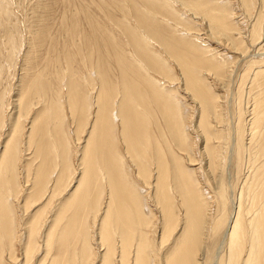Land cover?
Instances as JSON below:
<instances>
[{
  "label": "bare ground",
  "instance_id": "6f19581e",
  "mask_svg": "<svg viewBox=\"0 0 264 264\" xmlns=\"http://www.w3.org/2000/svg\"><path fill=\"white\" fill-rule=\"evenodd\" d=\"M240 1L245 13H251L250 0ZM142 2L131 1L128 14L118 24L139 63L126 57L124 46L117 44L111 30L99 31L90 21L94 51L85 53L90 60L84 62L89 67L88 85L79 74L66 72L63 103L49 78L40 81L39 90L37 84L31 86L23 79L19 82L15 108H29L32 95L43 99L30 119L26 138L25 148L32 150L36 164L33 171L31 164L26 163L23 175L28 190L21 204L25 211L22 264H264V0L250 31V42L259 45L258 52L250 54L243 78H250L252 103H248L247 110L244 104L237 106L229 154L226 146L231 140L227 130L217 129L211 120L214 117L217 124L228 126L224 114L215 109L219 94L202 76L206 70L225 82V65L216 63L198 43L165 24L174 20L192 29L178 10L168 8L162 1ZM180 2L207 20L212 35L223 36L244 56L248 54L247 40L239 36L229 6H219L216 0ZM1 10L7 11L4 7ZM159 16L170 20L162 21ZM130 19L135 20L136 27ZM152 40L160 44L161 55L152 47ZM104 45L115 52V67L120 71L117 81L113 79L111 55ZM163 53L179 68L183 90L199 110L197 130L203 140L198 150L206 160L203 170L213 191L209 198L200 186L197 172L189 166L196 161L194 147L182 123L183 103L172 89L165 87V80L177 81ZM152 106L165 126L166 132L160 138L152 131ZM64 108L70 111L71 121L66 119ZM11 126L0 157V264L6 262L4 249L9 250L7 259L13 261L15 257L16 215L11 200L21 192L18 135L22 134L23 124ZM74 137L80 148L77 162L73 161L70 143ZM172 143L185 156L174 151L169 145ZM215 153L220 160L233 161L237 172L245 175L237 192L230 193L229 185H224L225 177L231 174L229 166L216 172ZM132 167L135 176L130 172ZM150 202L158 212L156 222ZM212 203L218 210L215 215L210 210ZM32 205L36 207L32 209ZM48 209L49 217L43 220ZM151 232L156 234L157 243L150 239Z\"/></svg>",
  "mask_w": 264,
  "mask_h": 264
},
{
  "label": "rangeland",
  "instance_id": "374dc122",
  "mask_svg": "<svg viewBox=\"0 0 264 264\" xmlns=\"http://www.w3.org/2000/svg\"><path fill=\"white\" fill-rule=\"evenodd\" d=\"M131 1H137L143 4L142 0H0V4H1L0 5V69H1L0 70V103L2 104V108L0 104V118L2 121V127L0 129V157L4 150V144H5L4 142H6L9 137V136L7 137L6 135L11 133L10 132L12 127L11 125L15 123L23 124L22 134L20 136L18 135V138H20V142L18 143L19 151H20L18 167L21 168L18 171H19V179H21L20 182L21 192L14 200H11V205H13L12 207L14 208V212L16 215V222H15L16 240L13 242L14 244L13 250L15 257L13 258V261L9 260L10 259L9 250L3 248L4 249L3 257L6 259L5 264H19V263L22 264L23 262L22 260H24V257H22L23 249L21 250L22 247L21 242L24 232L23 230L24 226L22 225V223L25 218V211H23V208H21L22 207L21 204L23 203L22 199H24L22 197H25L27 195L26 193L28 190V185L26 184L27 185L26 186L24 184L23 179L26 173L25 164L30 163L33 171H34V166L36 164V160L32 156L33 154L32 150H29L28 152V150L25 148L26 138H27V131L30 126L29 124L30 119L35 114L37 108H39L43 102V99L41 97L39 96L34 97L32 95V99H31L32 104L29 105L30 106L29 108L26 109L22 108L21 111L23 112H21L18 107H17L18 109L15 108L16 107L15 100H17L18 98L16 94L19 91L18 89L20 84L19 82H21V80L23 79L22 80L23 83L24 81H26L27 84L31 86L34 85L35 87L37 84V90H39L42 89V85L40 84V81L42 79L49 78L50 84L51 83L53 84L52 88L54 89V91H57L58 99H60L61 97V101L63 103L65 101V94L67 92L66 79L69 74L75 73L76 76H78L79 74L82 78V81H84L85 84L88 85L87 75H89V67L88 65H85L84 62L89 60V58L85 56V53L90 50L94 51L93 35L91 31L92 27L90 21L91 23L93 21L94 28L98 29L99 31L107 30V29L111 30L117 38L116 40L117 44L119 43L124 46L126 50L124 52L126 57L134 63H136V61L139 63L140 60L137 57H135L136 55L134 54L133 49L131 47L130 48L128 47L130 45L125 42V38L123 39L121 29L118 26L119 22L124 18V14H128V10H129L128 8L131 6L130 3ZM155 1H159V2L162 1L165 5L168 6V8L173 9L175 11L178 10L177 13L185 18L184 21L190 22V27L192 29L188 30L187 27L185 28L184 24L182 23L178 24L176 21L170 20L167 17L165 18L167 20L169 19L170 21L169 20L168 21L171 23L165 22V24L172 26L175 29L174 31H177V33L179 34L184 33V35L191 38L192 41L195 42V44L198 43L199 47L201 46L200 48L203 50L205 54L207 55L210 54L209 56L212 57L214 61L216 60L215 61L216 63L224 64L226 67L227 77L225 79V82L224 81L221 82L217 80V78L212 73L206 70L202 72V76H206V78H208V81H210V84L213 87L215 93L217 95L219 94L218 95L219 98L216 97L217 107L215 109L219 114L221 113L224 114L228 122L229 128L228 126L225 125V123L217 124L216 123L217 120L214 119V117H211L212 118L211 120L214 123L213 125H216V127L218 126L217 129L218 128L220 129V127H222L227 130V132L225 133L231 140L230 143H228L226 146L227 147L226 150H228V154H229L230 144L232 143L231 138L233 137L232 134L234 133L233 124L237 120V115H236L237 106L241 108L242 105L244 104L246 107L245 110H247L248 103L250 102L252 103V98H251L252 96L250 94L251 93L250 78L247 79L246 81H243V78L247 72L248 64L246 61L249 58H251L250 54H255L258 52L257 47H259V45L257 44L252 45V43L250 42V31L252 27V22L259 15L256 13H260L261 0H253V2L252 0H250L251 6L253 5V10L251 11V13H245L244 7L241 4L240 0H216L219 6L224 5L230 7L229 11L232 13L231 19L232 22L239 28L240 31L239 36L244 41L247 40L245 42L248 43L247 44L249 47L248 50L250 49L248 52L249 55L248 54L246 55L247 58L241 53V51L233 48L232 44L228 42L229 41L228 39L226 41V39L223 36L212 35L208 27L209 26L208 22L206 23L207 20H205L204 17L200 14L195 15V13L189 10L187 7H185L180 2V0L179 2L178 0H155ZM220 1L222 2L220 3ZM1 7L6 8L7 11L3 13ZM107 16L112 17V19L114 20L110 19L112 20L110 21L109 19H107L108 18ZM159 18L162 21H166V19H163V16H159ZM130 23L134 27L137 26L134 19H130ZM262 28H264V17H263ZM151 42L154 45L153 44L150 45L151 46L153 45L152 47L154 48V50L161 55L163 50L160 44L156 43L153 40ZM202 46L204 47V49H206L205 47H207V49L204 50ZM104 47L106 53L111 55V58L109 60L112 63L111 65L114 66V67L112 66V73L114 75L113 79L117 81V77L119 76L120 71L118 70V68L115 67L117 62V60H115V52L113 48L111 49L107 48V46L105 45ZM118 51H120L121 53L122 50L119 49ZM164 56L166 55H164L163 53V57ZM164 58L165 59L167 58L166 61H168V64L170 63L169 65L173 69V73L176 78L175 80L177 81L176 83L169 81L166 82L165 80V85H166L165 87L167 89H172L176 97L178 95L179 98L178 97L177 98L180 99V101H182L181 103H183V105L181 106V109L183 111L182 123L184 124L185 129L188 130L187 134L189 135L191 147L192 148L194 147L193 152H194V156L196 157V161L192 162L191 164L189 163V166L192 168V170H195V173L197 172L196 175H198L201 181L200 186L204 189L205 195L209 198L210 196L213 195V191L212 188L207 185V179L205 176V172L203 170L205 169L206 166L204 162L206 160L205 158H203V156L201 157L200 150H198V148L199 149L202 148L201 140H203V134L197 130V119H198L197 115L199 110L196 105V102H194L192 97L188 95V93L185 90H183L184 86L181 78V73L175 62L172 59L168 58L167 56ZM67 68L70 69L68 70ZM140 69L141 71L143 70V72L145 73L146 71L145 69H142L141 67ZM66 72L67 74L68 73L69 74L67 75ZM149 72L153 76L163 81V78H161L159 75H155L151 71ZM54 75L56 77H54ZM59 88L62 90H60ZM119 88L120 85L118 89ZM60 91L62 92L60 93ZM14 97H16V99ZM33 98H35L36 100H34ZM150 111L152 112V114H150L149 116L152 119V121L154 119V123H155V125L154 123L152 124L153 134L157 138H160L161 133L165 134L166 132L164 123L160 118V116L158 115V111H156L154 106H152V109ZM15 112H17L18 114ZM64 114L66 115V119L71 121L70 111L64 108ZM247 114L248 113H246L245 115L248 116ZM157 120L158 123L156 122ZM231 120L233 123H231ZM8 126L10 129L8 128ZM70 134L72 136L73 132H70ZM81 137L83 140L84 135ZM200 137H202V139ZM75 139L76 137L72 138L70 143L72 147L71 150H73V154H74L73 161L77 162L76 152L78 145L75 144L74 142ZM217 144H219V141L217 142ZM169 145L178 154L185 156L184 152L180 151L179 148L176 147L174 143ZM118 146L121 153L125 155L126 157L125 159L127 161V155L125 153V150L123 149V144L120 141ZM215 155L216 156L213 158L215 160V164H217L218 166L216 172L218 173L219 171H221L223 169V166H225V168L229 166L231 168L232 176L229 173L228 177H225L224 185L226 188L227 185H229L228 187L230 193H233V191L237 192L238 188H241L240 186L243 183L242 181L245 179V178L243 179L245 175H241L240 173L237 172L233 161L230 162L228 161L227 158H222V160H220L221 158L218 156V154L215 153ZM249 155L250 154H248V156ZM167 156L169 158V154H167ZM222 161H224V163ZM130 170H131L130 171L131 174L135 176V169L132 167ZM140 184L141 186H144V184H142L141 182ZM213 198H211L210 201H212ZM151 203L152 202H150V204ZM32 206H33L32 209L36 207L34 205ZM151 208L156 213V216L154 218L156 222L158 220L157 209L154 204L153 205L151 204ZM148 210L149 209H147V211ZM210 210L211 213H214V215L218 211L217 208L214 209V203H212ZM29 211L30 209L28 210V212ZM48 213H49V209L47 212L44 213L43 220L46 217H49ZM210 219L212 220V218ZM94 231L95 229L92 230L93 235L96 234ZM150 234H151V236H149L150 239H153V241L157 243L158 240L156 238L157 237L156 234L155 236L153 235L152 232ZM18 243L21 246L18 245Z\"/></svg>",
  "mask_w": 264,
  "mask_h": 264
}]
</instances>
